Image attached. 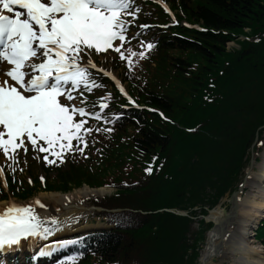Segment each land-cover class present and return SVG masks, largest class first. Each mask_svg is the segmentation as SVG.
I'll return each instance as SVG.
<instances>
[{"label":"trees","instance_id":"1","mask_svg":"<svg viewBox=\"0 0 264 264\" xmlns=\"http://www.w3.org/2000/svg\"><path fill=\"white\" fill-rule=\"evenodd\" d=\"M168 1L179 20L203 29L151 32L156 66L134 94L168 121L131 110L94 161L59 168L54 182L46 184L47 190L61 192L83 183L112 185L115 195L94 205L148 212L98 213L114 228L93 235L79 264H195L198 243L210 225L199 221V229L192 231L189 218L158 211L198 207L205 215V208L238 189L252 145L259 153L264 144V0ZM143 18L168 21L157 8ZM231 41L238 50H225ZM151 157L153 168L146 174L144 162ZM34 190L24 184L13 194L25 199ZM5 197L0 191V199ZM257 237L264 239V221Z\"/></svg>","mask_w":264,"mask_h":264},{"label":"snow or ice","instance_id":"2","mask_svg":"<svg viewBox=\"0 0 264 264\" xmlns=\"http://www.w3.org/2000/svg\"><path fill=\"white\" fill-rule=\"evenodd\" d=\"M133 4L134 0H0V151L7 159L15 162L17 149L27 152L29 143L34 152L44 153L42 159L49 164L57 158L62 162L66 151L76 150L73 140L87 147L84 136L92 129L86 127V118H101L85 105L84 90L96 86L90 69H98L90 57L93 51L112 49L131 65L135 53L126 56L121 48L127 39L126 25L132 23L126 17L134 18L139 11L132 10ZM78 97L80 103H74ZM3 171L0 166V174ZM35 205L46 207L37 199L0 209V253L20 250L22 241L32 247L61 227L54 216L42 218ZM78 242L55 241L40 247L37 255H51ZM65 260L74 264L76 256Z\"/></svg>","mask_w":264,"mask_h":264},{"label":"bare ground","instance_id":"3","mask_svg":"<svg viewBox=\"0 0 264 264\" xmlns=\"http://www.w3.org/2000/svg\"><path fill=\"white\" fill-rule=\"evenodd\" d=\"M261 162L252 166L250 176L245 182V192L239 200V204L230 205L225 213L221 206L216 207L209 213V221L213 222L222 229V232H227V237L220 238L219 231H211L208 234L204 248L200 252L198 264H212V259H217V264H230L237 254L246 256L248 264H261L256 259H261L260 254H264V250L251 248L247 245L250 243L246 239L245 233L264 218V161L261 157ZM106 189L90 190L87 187L78 189L77 191L61 194L57 192L40 193L39 199L42 200L46 207H36L35 211L42 217L47 218L54 216L60 222L61 227L53 234L61 235L67 233L69 229V219L71 217H79L85 211L84 207L73 206L72 203L76 199L87 197L88 195L104 194ZM35 199L29 201L34 202ZM5 203L6 208L10 203ZM18 204V202H16ZM51 236V237H53ZM28 242L22 241V245H27ZM216 264V263H215ZM238 264H241L239 262Z\"/></svg>","mask_w":264,"mask_h":264},{"label":"rangeland","instance_id":"4","mask_svg":"<svg viewBox=\"0 0 264 264\" xmlns=\"http://www.w3.org/2000/svg\"><path fill=\"white\" fill-rule=\"evenodd\" d=\"M238 39H241V38L239 37ZM234 42L226 43L225 44V50L226 51H227V49L231 50V51L238 50L239 45H237L236 42L235 43ZM122 51L125 53L126 56L131 55V53H133V52L135 53V55H131V65H129V62L127 60L123 61V66H124L126 72L130 73L133 76L134 81L132 82V86L130 89L132 92H134L135 87L138 86V83L142 82L151 73V69L149 66V60H148L149 48L147 47V42H141V45L130 43L129 45H126L122 49ZM140 52H144V56L141 57L139 55ZM111 59H112V56L110 54H107L105 56H101L99 58V61H100L101 65L105 66L106 68L114 69ZM116 73H117V76L119 77L120 70H116ZM34 157L38 159V156L36 153H34ZM1 162H2V160H1ZM10 162H11V160H10ZM257 165H259V164H257ZM33 170H34V174L36 176L37 175L38 176L44 175V173H42L39 170V165L33 166ZM11 171H12V169H11ZM26 176H28V175H26ZM10 190L12 191L13 189L10 187ZM77 190L78 189H76L74 191H77ZM106 190L107 191H105L104 194H107V195L114 191L113 189H110V188H108ZM74 191H72V192H74ZM246 192H247V190H246ZM40 193L41 192H38L37 194H35L33 198H39ZM33 198H31V199H33ZM93 198L94 197L87 196V197L76 199L73 201V203H72L73 206L84 207L85 211L80 215V217H76L69 222L70 226L72 227L71 233L74 231L82 230L85 228L84 225L89 224L88 221H90L92 219L93 210L90 209V206L88 205L87 201H89ZM31 199L26 200L25 202H29V201H31ZM227 201H228V198L225 197L220 202L221 207L226 209V210H228V206H229ZM2 205L3 204H0V206H2ZM198 219H200V217H198ZM198 219H195L194 221H197ZM255 226H256L255 223H253L251 225V227H255ZM196 228H197V223L194 224V229H196ZM248 230H249L248 233H245V235H246L247 241H249L250 243H247V245L251 248H258V249L264 250V248H263V246H261L260 242L257 240H254L253 237H251L254 234L253 228H251V229L249 228ZM83 231L85 232V230H83ZM65 236H70V233L60 235L55 239H61V238H64ZM260 256H262V258L256 259V261H260L261 264H264V254L263 255L260 254ZM246 258L247 257L243 256L242 254H237V256H235L233 258V262L231 261L230 264H238L239 262H241V264H248Z\"/></svg>","mask_w":264,"mask_h":264},{"label":"water","instance_id":"5","mask_svg":"<svg viewBox=\"0 0 264 264\" xmlns=\"http://www.w3.org/2000/svg\"><path fill=\"white\" fill-rule=\"evenodd\" d=\"M244 184H245V181H244ZM239 195H240V191L237 192V193H235V194H233L231 196V198H230V205H234V204L237 205L238 200H239ZM223 212L225 213V211H223ZM213 231H219L218 234H219L220 238L227 237V235H228L227 232H222V229L219 226H217L216 224L214 225ZM212 261H213V263H216V259H213Z\"/></svg>","mask_w":264,"mask_h":264}]
</instances>
